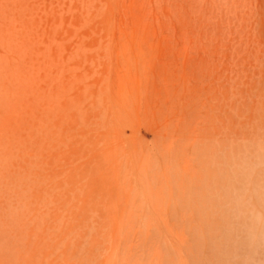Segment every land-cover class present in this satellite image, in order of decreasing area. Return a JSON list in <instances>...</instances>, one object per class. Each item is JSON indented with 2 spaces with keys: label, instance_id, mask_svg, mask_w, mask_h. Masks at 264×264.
<instances>
[{
  "label": "rangeland",
  "instance_id": "obj_1",
  "mask_svg": "<svg viewBox=\"0 0 264 264\" xmlns=\"http://www.w3.org/2000/svg\"><path fill=\"white\" fill-rule=\"evenodd\" d=\"M0 264H264V0H0Z\"/></svg>",
  "mask_w": 264,
  "mask_h": 264
}]
</instances>
